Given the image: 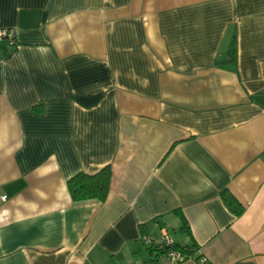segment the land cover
<instances>
[{
  "label": "crops",
  "instance_id": "obj_1",
  "mask_svg": "<svg viewBox=\"0 0 264 264\" xmlns=\"http://www.w3.org/2000/svg\"><path fill=\"white\" fill-rule=\"evenodd\" d=\"M0 29V264H154L162 229L264 264V0H0Z\"/></svg>",
  "mask_w": 264,
  "mask_h": 264
},
{
  "label": "trees",
  "instance_id": "obj_2",
  "mask_svg": "<svg viewBox=\"0 0 264 264\" xmlns=\"http://www.w3.org/2000/svg\"><path fill=\"white\" fill-rule=\"evenodd\" d=\"M235 46L231 43L228 50L230 56H234ZM111 171L108 166L103 167L97 173L93 175L78 172L66 181L68 193L72 201H84L90 199H96L103 201L108 193L110 183ZM221 196L227 208L230 209L236 216L240 215L243 208L240 204L227 192L223 191ZM156 247V246H155ZM173 247L179 250L185 255V258L190 256L195 250L194 246H182L173 242ZM157 248V254L160 255L163 252L162 248ZM157 260V259H156Z\"/></svg>",
  "mask_w": 264,
  "mask_h": 264
},
{
  "label": "built area",
  "instance_id": "obj_3",
  "mask_svg": "<svg viewBox=\"0 0 264 264\" xmlns=\"http://www.w3.org/2000/svg\"><path fill=\"white\" fill-rule=\"evenodd\" d=\"M13 38V30L0 29V41L3 39H7L12 43ZM6 199V195H0V202H4L6 201ZM153 243L156 247L163 249V252L159 255V260L154 264H178L186 259L183 253L173 247V241L164 229L161 230L159 237L156 238Z\"/></svg>",
  "mask_w": 264,
  "mask_h": 264
},
{
  "label": "rangeland",
  "instance_id": "obj_4",
  "mask_svg": "<svg viewBox=\"0 0 264 264\" xmlns=\"http://www.w3.org/2000/svg\"><path fill=\"white\" fill-rule=\"evenodd\" d=\"M174 234L172 233V236H173Z\"/></svg>",
  "mask_w": 264,
  "mask_h": 264
}]
</instances>
